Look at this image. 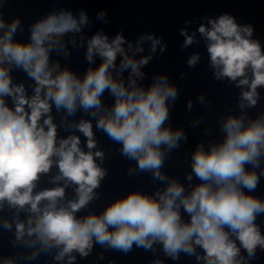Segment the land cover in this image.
<instances>
[{
  "label": "clouds",
  "instance_id": "1",
  "mask_svg": "<svg viewBox=\"0 0 264 264\" xmlns=\"http://www.w3.org/2000/svg\"><path fill=\"white\" fill-rule=\"evenodd\" d=\"M4 2L0 0V8ZM96 19L106 22L105 11H99ZM204 19L207 24H201L198 32L205 40L214 78L241 89L237 107L242 114H229L220 121L222 141L209 143L207 149L197 144L186 191L184 184L162 171L166 158L187 141L182 128L168 125L170 103L178 98V89L165 74L153 75L148 87L138 83L145 79L142 68L157 49L161 54L166 51L162 37L146 33L133 45L122 31L110 40L100 30L86 38L84 29L91 27L87 12L60 9L32 23L28 41L22 42L14 39L23 32L20 18L6 21L0 12V211L5 206L13 211V219L2 224L9 232L15 226L13 247L32 250L20 259L31 261L56 250L55 261L67 257V264H74L73 253L87 257L94 244L124 254L134 245L155 254L154 246L160 245L172 260L183 253L202 264H249L257 249L264 251V234L256 223L258 216H264V199L251 195L264 177V113L252 119L246 112L257 105L258 88H264V48L252 38L251 24H239L227 13ZM180 34L185 37L183 48L197 42L196 32L181 28ZM85 40L89 67L82 77L61 67L59 60L50 62L53 52L68 58V46L84 47ZM145 42H150L148 54L137 58L144 53ZM97 57L100 63L93 67ZM199 60L196 53L187 64L194 67ZM13 69L34 82L31 96L23 83H13ZM105 92L114 100L110 107L102 102ZM8 97L11 105L6 103ZM198 100L205 102L202 95ZM53 106L64 114L62 129L73 133L66 138L58 136ZM78 111L91 119L70 122L68 118ZM93 120L97 131L120 145L122 157L136 162L129 175L148 173L165 187L153 194L130 191L101 213L78 217L100 198L96 190L108 174L101 166L105 153L94 151L98 141ZM76 131L86 138L87 151ZM54 167L56 174L48 175ZM42 176L54 186L38 190ZM193 177L200 181L194 186ZM69 187L74 198L66 197ZM21 212L26 213L25 220L20 219ZM15 260L6 257L0 264Z\"/></svg>",
  "mask_w": 264,
  "mask_h": 264
}]
</instances>
